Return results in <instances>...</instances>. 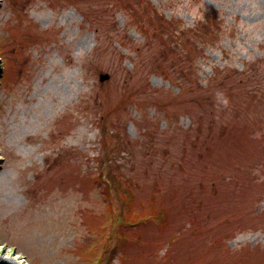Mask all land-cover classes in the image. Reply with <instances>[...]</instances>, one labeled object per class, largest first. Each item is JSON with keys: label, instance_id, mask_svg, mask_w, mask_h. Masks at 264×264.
Returning <instances> with one entry per match:
<instances>
[{"label": "rangeland", "instance_id": "rangeland-1", "mask_svg": "<svg viewBox=\"0 0 264 264\" xmlns=\"http://www.w3.org/2000/svg\"><path fill=\"white\" fill-rule=\"evenodd\" d=\"M0 65L4 253L264 264V0H0Z\"/></svg>", "mask_w": 264, "mask_h": 264}, {"label": "bare ground", "instance_id": "bare-ground-1", "mask_svg": "<svg viewBox=\"0 0 264 264\" xmlns=\"http://www.w3.org/2000/svg\"><path fill=\"white\" fill-rule=\"evenodd\" d=\"M2 249L3 248L0 246V257L7 258L15 264H26L24 259L19 258L18 255L9 256L8 254L4 253Z\"/></svg>", "mask_w": 264, "mask_h": 264}, {"label": "water", "instance_id": "water-1", "mask_svg": "<svg viewBox=\"0 0 264 264\" xmlns=\"http://www.w3.org/2000/svg\"><path fill=\"white\" fill-rule=\"evenodd\" d=\"M108 77H109V74L108 73L100 74V80H105ZM0 264H15V263L11 262L7 258L0 257Z\"/></svg>", "mask_w": 264, "mask_h": 264}, {"label": "built area", "instance_id": "built-area-1", "mask_svg": "<svg viewBox=\"0 0 264 264\" xmlns=\"http://www.w3.org/2000/svg\"><path fill=\"white\" fill-rule=\"evenodd\" d=\"M0 246H1L2 248H4V246H3V245H1V244H0ZM2 250H3V249H2ZM3 252H4V251H3ZM8 254H10V253H8ZM14 255H17V254H14ZM18 256H19V255H18ZM22 259H23V258H22Z\"/></svg>", "mask_w": 264, "mask_h": 264}, {"label": "trees", "instance_id": "trees-1", "mask_svg": "<svg viewBox=\"0 0 264 264\" xmlns=\"http://www.w3.org/2000/svg\"><path fill=\"white\" fill-rule=\"evenodd\" d=\"M205 43V42H204Z\"/></svg>", "mask_w": 264, "mask_h": 264}]
</instances>
